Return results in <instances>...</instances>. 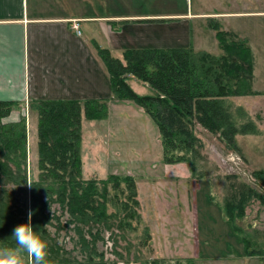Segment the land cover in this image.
Wrapping results in <instances>:
<instances>
[{"label": "rangeland", "instance_id": "obj_1", "mask_svg": "<svg viewBox=\"0 0 264 264\" xmlns=\"http://www.w3.org/2000/svg\"><path fill=\"white\" fill-rule=\"evenodd\" d=\"M123 6L126 5L99 0L96 14H111ZM159 6L187 13L252 11L166 20L161 28L149 24L141 37L162 39L166 45L173 43L176 33L181 43L188 39V47L194 51L219 55L223 50L214 28L218 24L219 29L237 37L231 38L248 41L253 53V86L264 90V13H259L264 12V0H178ZM101 31L96 33V43L116 57L122 54L118 43L127 40L129 31L140 30L123 29L117 34L112 29L115 35L107 29ZM127 76L138 81V93L154 92L147 82L132 74ZM125 100L129 103L114 108L112 115L109 109L106 118L93 123L86 118L83 106V177L99 179L108 172L120 177L131 175L136 195L132 198L127 183L119 179L109 181L107 194L104 184L97 185L102 193L100 200H106L108 219L96 224L95 236L86 234L95 245L93 251L82 248L77 231L80 226L70 221L67 208L52 203V222L46 227L59 244L60 255L83 264H264V173H259L264 172V94L226 99L236 122H254L258 134H238L233 148L221 134L210 132L194 118V152L180 145L174 152L180 160L174 163L162 159L161 142L142 106ZM14 111L20 115L13 116ZM22 117L27 120V174L31 184L40 172L38 110L34 108L28 117L23 107H15L4 121L12 123ZM238 192L246 195L245 216L236 221L235 229L228 219L226 202ZM27 197L24 218L31 209L30 195ZM22 255L27 264V252Z\"/></svg>", "mask_w": 264, "mask_h": 264}, {"label": "trees", "instance_id": "obj_2", "mask_svg": "<svg viewBox=\"0 0 264 264\" xmlns=\"http://www.w3.org/2000/svg\"><path fill=\"white\" fill-rule=\"evenodd\" d=\"M214 28L223 50L219 55L206 50L194 51L192 47H141L125 50L123 62L113 56L110 49L96 43L110 73L111 98L134 100L151 115L160 129L163 157L167 163L180 160L174 152L182 144L194 152L197 141L193 132L194 118L210 132L221 134L233 148L238 134L260 132L254 122L239 125L226 102L228 97L258 94L253 89L252 49L246 39L231 38L236 36L219 29L218 24ZM129 74L147 82L154 92L138 93L129 82ZM108 100L36 102L40 172L38 179L31 182L30 189L27 120L22 117L6 123L4 118L11 114L13 108L21 106L13 101H0V248L17 247L12 232L17 225L27 223L24 216L29 194L34 213L32 226L47 242L45 264H83L63 258L59 244L50 237L46 225L52 222V203L61 204L64 210L67 208L70 221L80 226L77 231L82 248L93 251L95 245L86 234L95 236L96 224L108 219L106 200H100L102 193L97 185L104 184L107 194L109 181L119 179L127 183L130 196L135 197V180L131 175L120 177L112 173L99 179L83 177V106L86 118L103 119L109 112ZM245 202L244 192H238L226 202L227 216L235 229H238L236 221L245 216Z\"/></svg>", "mask_w": 264, "mask_h": 264}, {"label": "crops", "instance_id": "obj_3", "mask_svg": "<svg viewBox=\"0 0 264 264\" xmlns=\"http://www.w3.org/2000/svg\"><path fill=\"white\" fill-rule=\"evenodd\" d=\"M109 1L126 6L111 14L97 15L96 3L99 0H0V101L19 103L29 117L39 100L79 99L84 103L88 99H109V115H112L114 108L129 102L111 98L110 73L97 51L96 33L107 29L115 35V32L118 34L123 29H139L140 31H129L127 40L118 43L117 47L122 49V54L116 57L125 62L124 51L129 48L190 45L188 39L186 43H181L180 36L176 33L172 44H162V39L156 38L143 40L141 34L143 31L147 32L146 29L151 24L161 28L165 26L163 21L188 19L189 16L252 13H187L174 11L173 8L164 10L159 6L178 0ZM134 4L141 6L127 7ZM74 21H78L81 33L73 27ZM129 82L139 91L135 85L137 80L129 78ZM253 89L258 94H264V90H257L254 86ZM143 113L153 124L156 137L161 142L157 123L146 111ZM12 115L20 113L14 111ZM161 147L163 159L162 142ZM110 174L112 173L108 172L101 178Z\"/></svg>", "mask_w": 264, "mask_h": 264}, {"label": "clouds", "instance_id": "obj_4", "mask_svg": "<svg viewBox=\"0 0 264 264\" xmlns=\"http://www.w3.org/2000/svg\"><path fill=\"white\" fill-rule=\"evenodd\" d=\"M29 187L32 185L29 183ZM33 211L27 213V223L17 225L12 232L17 247L0 248V264H26L22 252H27V264H45L47 242L34 231L32 226Z\"/></svg>", "mask_w": 264, "mask_h": 264}, {"label": "built area", "instance_id": "obj_5", "mask_svg": "<svg viewBox=\"0 0 264 264\" xmlns=\"http://www.w3.org/2000/svg\"><path fill=\"white\" fill-rule=\"evenodd\" d=\"M73 27L78 31V33H81L78 21H74Z\"/></svg>", "mask_w": 264, "mask_h": 264}]
</instances>
